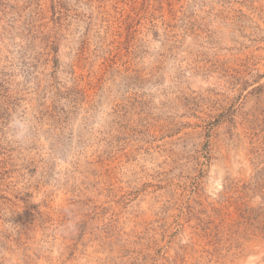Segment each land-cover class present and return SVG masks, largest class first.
<instances>
[{
  "label": "rangeland",
  "instance_id": "1",
  "mask_svg": "<svg viewBox=\"0 0 264 264\" xmlns=\"http://www.w3.org/2000/svg\"><path fill=\"white\" fill-rule=\"evenodd\" d=\"M0 264H264V0H0Z\"/></svg>",
  "mask_w": 264,
  "mask_h": 264
}]
</instances>
